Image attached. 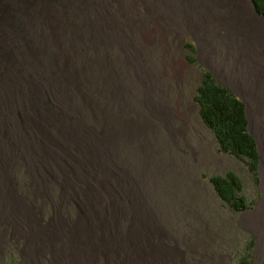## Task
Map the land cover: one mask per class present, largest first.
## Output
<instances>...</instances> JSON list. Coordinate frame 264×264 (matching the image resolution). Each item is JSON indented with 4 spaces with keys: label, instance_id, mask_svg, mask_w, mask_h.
Instances as JSON below:
<instances>
[{
    "label": "rangeland",
    "instance_id": "rangeland-1",
    "mask_svg": "<svg viewBox=\"0 0 264 264\" xmlns=\"http://www.w3.org/2000/svg\"><path fill=\"white\" fill-rule=\"evenodd\" d=\"M14 3L0 1V10ZM183 20L175 39L185 55L176 57L194 69L184 84L165 81L145 55L131 82L159 131L147 171L139 153L116 152L100 123L60 100L46 77L6 65L39 90L26 94V107L22 93L0 97V264H264V74L247 75L240 39L191 31ZM204 73L245 104L256 173L221 152L203 123L195 97ZM132 98L125 118L135 115ZM230 172L243 185L241 213L210 181Z\"/></svg>",
    "mask_w": 264,
    "mask_h": 264
},
{
    "label": "bare ground",
    "instance_id": "bare-ground-1",
    "mask_svg": "<svg viewBox=\"0 0 264 264\" xmlns=\"http://www.w3.org/2000/svg\"><path fill=\"white\" fill-rule=\"evenodd\" d=\"M5 12L2 6L0 71L19 89L0 76V97L22 93L26 107V94L35 91L9 66L46 77L60 100L72 99L100 123L116 152L128 145L139 153L145 171L155 162L149 138L159 131L140 112L142 93L131 82L145 55L165 81L184 84L194 69L185 56L176 57L185 55L184 45L175 39L183 17L191 31L240 39L247 75L255 79L264 74V65L257 64L263 54L264 17L257 15L252 0H19ZM126 96L134 101L133 117H124Z\"/></svg>",
    "mask_w": 264,
    "mask_h": 264
},
{
    "label": "trees",
    "instance_id": "trees-1",
    "mask_svg": "<svg viewBox=\"0 0 264 264\" xmlns=\"http://www.w3.org/2000/svg\"><path fill=\"white\" fill-rule=\"evenodd\" d=\"M264 16V0H253ZM191 48L190 46H187ZM195 102L203 123L213 132L221 152L244 162L253 173L259 166L257 143L248 132L246 106L227 87L220 85L210 73H204L197 88ZM219 198L236 213L247 210L241 195L243 185L234 173L210 179Z\"/></svg>",
    "mask_w": 264,
    "mask_h": 264
},
{
    "label": "water",
    "instance_id": "water-1",
    "mask_svg": "<svg viewBox=\"0 0 264 264\" xmlns=\"http://www.w3.org/2000/svg\"><path fill=\"white\" fill-rule=\"evenodd\" d=\"M253 4H254V1L252 0ZM255 7V10H256V13L258 16H261V17H264L263 15H261V13L258 11L257 7L254 5Z\"/></svg>",
    "mask_w": 264,
    "mask_h": 264
}]
</instances>
